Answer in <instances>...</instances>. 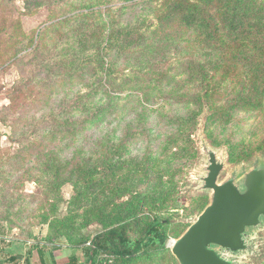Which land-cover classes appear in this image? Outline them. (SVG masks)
I'll return each instance as SVG.
<instances>
[{"label": "rangeland", "instance_id": "obj_1", "mask_svg": "<svg viewBox=\"0 0 264 264\" xmlns=\"http://www.w3.org/2000/svg\"><path fill=\"white\" fill-rule=\"evenodd\" d=\"M139 1L0 0L8 240L78 264H179L174 241L211 201L208 151L219 183L264 167V0ZM151 226L160 239L116 255L109 230L132 249ZM244 239L223 256L264 264V220Z\"/></svg>", "mask_w": 264, "mask_h": 264}, {"label": "water", "instance_id": "obj_2", "mask_svg": "<svg viewBox=\"0 0 264 264\" xmlns=\"http://www.w3.org/2000/svg\"><path fill=\"white\" fill-rule=\"evenodd\" d=\"M207 155V174L202 181L203 188L212 191L211 201L174 241L171 252L179 264H234L221 250H244L247 229L264 220V167L249 170L241 189L233 178L217 182L223 163L217 161L214 151Z\"/></svg>", "mask_w": 264, "mask_h": 264}, {"label": "crops", "instance_id": "obj_3", "mask_svg": "<svg viewBox=\"0 0 264 264\" xmlns=\"http://www.w3.org/2000/svg\"><path fill=\"white\" fill-rule=\"evenodd\" d=\"M3 232V229H0ZM0 235V264H13L12 261L4 260L11 255L20 256L17 259L20 264H78L74 249L68 247H43L34 245L31 247L27 241H10L7 236ZM6 238V239H4ZM45 248H49L45 250ZM39 250L41 254H39Z\"/></svg>", "mask_w": 264, "mask_h": 264}, {"label": "trees", "instance_id": "obj_4", "mask_svg": "<svg viewBox=\"0 0 264 264\" xmlns=\"http://www.w3.org/2000/svg\"><path fill=\"white\" fill-rule=\"evenodd\" d=\"M143 1H147V0H140L138 3L143 2ZM189 4L190 3H188V2H184L182 7H181V5H179V3L174 5L173 8L175 7V10L173 9L174 12H172L173 17L176 16L175 19H178L180 17L178 15H180L182 13V11L185 12L184 9ZM196 7H197V5H195V4L190 5V8H196ZM193 11H195V10H193ZM69 14L70 15H66V17H68V18L75 17V16L79 17V16L83 15V11L72 12V13H69ZM78 17H75V18H78ZM159 223L160 222L158 221L155 224L158 225ZM152 228H153V226H151L147 230L148 232H152L153 233L152 237L148 238L145 242L137 241L132 249H129V247L132 246L133 243L129 239V237L126 235V233L124 232L123 229H120L119 232L115 231L114 229L109 230V233H110V235L108 236L109 239L113 240V241L116 240L119 243V245H120V248L115 250L116 255H118L120 257L132 256L138 250L150 245L154 240L160 239L162 237V234L159 232L158 227H154V229H152ZM95 253H96V250L93 249L92 250V254H95ZM39 254H41L40 250H39ZM19 258H20V256L11 255V256L3 259V261L4 260H9V261H12L13 264H20V262L17 260ZM66 264H71V262L66 263Z\"/></svg>", "mask_w": 264, "mask_h": 264}]
</instances>
